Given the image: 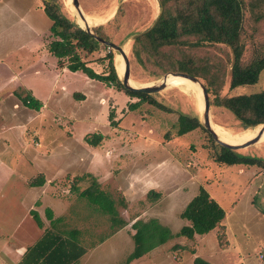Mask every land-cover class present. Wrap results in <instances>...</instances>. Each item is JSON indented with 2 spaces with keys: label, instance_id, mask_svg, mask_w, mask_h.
<instances>
[{
  "label": "rangeland",
  "instance_id": "obj_1",
  "mask_svg": "<svg viewBox=\"0 0 264 264\" xmlns=\"http://www.w3.org/2000/svg\"><path fill=\"white\" fill-rule=\"evenodd\" d=\"M160 1L80 0L85 17L94 23L91 27L105 26L111 42L125 49L131 82L138 85H159L167 74L178 73L155 77L131 53L132 38L148 31L161 14ZM59 2L63 14L79 23L77 12L65 0ZM39 3L43 6L41 0H0L10 12L0 22V241L3 233L23 223V214L33 219L36 212L44 228L62 219L60 237L66 238L68 231L84 245L88 252L78 264H194L197 257L211 264H264V165L215 163L218 149L204 127L177 135L180 114L202 119L203 98L194 92L169 88L150 95L172 110L165 112L82 72H71L70 60L58 59L49 50L55 40L52 22L37 8ZM39 29L45 34L33 44ZM110 50L117 70V55L110 48L81 58L96 73L107 75L108 61L100 60ZM215 55L226 58L228 51ZM263 90L264 70L251 86L229 91L226 82L222 95ZM28 95L39 102L38 110L25 105ZM210 119L230 133L258 129L243 130L231 113L212 106ZM93 135L102 137L98 146L87 142ZM237 152L264 161V142ZM41 178L44 185L32 187ZM94 180L113 203L115 217L125 222L123 227L112 222L114 215L81 198ZM201 187L231 220L206 236L178 237L128 263L137 238L155 221L174 234L190 225L181 214ZM151 191L158 196L150 197ZM6 242L18 248L10 236ZM3 253L4 264H11Z\"/></svg>",
  "mask_w": 264,
  "mask_h": 264
},
{
  "label": "trees",
  "instance_id": "obj_2",
  "mask_svg": "<svg viewBox=\"0 0 264 264\" xmlns=\"http://www.w3.org/2000/svg\"><path fill=\"white\" fill-rule=\"evenodd\" d=\"M41 1L46 16L52 22L51 33L55 38L49 50L58 59L68 58L71 62L69 66L71 72H82L89 79L105 83L118 91H124L141 102L149 103L165 112L172 111L165 105L157 103L150 95L126 90L115 68L114 54L111 50L100 60L108 61L107 75L96 73L82 60L81 54L90 56L99 53L107 46L82 30L75 20L64 15L59 0ZM160 2L162 16L156 26L132 42L131 53L136 63L149 70L155 77L172 71L187 73L198 78L208 90L211 106L231 113L243 130L264 125V90L250 95H222L226 82L229 91L251 86L258 83L264 70V0H161ZM122 13L121 8L112 24L116 23ZM94 31L103 39L112 41L105 26L97 27ZM216 51H228V55L226 58L217 57ZM249 53L250 57L247 59ZM227 62L232 65L230 74ZM24 103L38 110L39 102L30 95L26 96ZM136 107L137 105H134L133 108ZM199 128L203 129V126L198 117L179 115L178 136H184ZM206 133L210 142L218 149L214 156L215 163L225 166L262 167L264 165L261 159L244 156L237 151L219 146L212 136ZM101 140L102 137L93 135L87 142L92 146H98ZM31 185L41 187L44 185V180L41 178ZM80 196L87 198L110 215L115 214L113 203L100 191L95 180ZM149 196L157 197L158 194L151 191ZM52 216L51 212L47 213L50 220ZM115 216H112V222L123 227L125 222L119 221ZM32 217L43 229L44 225L38 214L33 212ZM181 219L187 220L190 225L182 227L176 234L170 228L155 221L137 238L135 250L129 257L128 263L145 258L152 251L178 237L193 240L196 236L207 235L223 222L225 211L202 188L187 204ZM58 223H62V219L53 221L51 228L44 229L41 239L27 249L19 264H76L87 254L84 245L72 237L73 233L66 231V238L60 237L57 227L61 224ZM194 264L210 263L197 257Z\"/></svg>",
  "mask_w": 264,
  "mask_h": 264
},
{
  "label": "water",
  "instance_id": "obj_3",
  "mask_svg": "<svg viewBox=\"0 0 264 264\" xmlns=\"http://www.w3.org/2000/svg\"><path fill=\"white\" fill-rule=\"evenodd\" d=\"M73 6L75 11L78 14V19L81 20L84 23V26H82L80 23L79 26L82 28V30H84L86 33L92 35L99 43L107 46L108 48L112 49L116 55H121L124 59L125 62V73H123L121 79L123 82V85L125 87L126 90L131 91V92H135V93H142V94H146V95H154L157 93H160L161 91L165 90V89H169L168 88V76H178L181 78L186 79L187 81L191 82L193 85H195L196 87L199 88V90L201 91L202 94V98H203V116L201 121L202 126L206 129V131L212 136V138L214 139V141L227 149L233 150V151H240L243 149H247L249 147L255 146L257 144L261 143V140L263 138V134H264V125L262 126V129L260 130V132L249 142L243 144V145H229L225 142H223L218 135L215 133V131L212 128V122L210 119V110H211V102H210V97H209V93L208 90L206 88V86L196 77L187 74V73H169L167 74L163 79H165V83L159 84L155 87L152 88H141V87H134L132 85L131 79H130V75H131V64H130V59L125 51V49L121 46H119L118 44H115L111 41L105 40L102 37L98 36L94 29L90 26L87 25L86 22V17L81 9V4H80V0H73ZM162 16V12L159 15L158 19L155 21V23L153 24V26L146 32L141 33L139 35H135L132 40H136L137 38L143 36L144 34L148 33L149 31H151L156 24L158 23L159 19Z\"/></svg>",
  "mask_w": 264,
  "mask_h": 264
},
{
  "label": "crops",
  "instance_id": "obj_4",
  "mask_svg": "<svg viewBox=\"0 0 264 264\" xmlns=\"http://www.w3.org/2000/svg\"><path fill=\"white\" fill-rule=\"evenodd\" d=\"M37 1V0H34ZM43 6L39 3L37 4V8H39L41 10V12H44V9L42 8ZM6 13L7 15L10 13L9 10L7 9H3V7L0 6V22L2 21V17H3V13ZM45 13V12H44ZM46 15V14H45ZM48 18V17H47ZM49 19V18H48ZM50 21V20H49ZM50 31H51V25H50ZM40 33V34H39ZM45 31H42L41 29L38 30L37 34H36V40H33V44H35V42L37 41L38 35H44ZM47 34V31H46ZM37 44V42H36ZM211 199H215L213 197V195L210 196ZM213 197V198H212ZM220 206V205H219ZM221 207V206H220ZM222 208V207H221ZM223 209V208H222ZM224 210V209H223ZM225 211V210H224ZM24 218L23 223H21V220L18 222V225L15 226V229L11 231V233H3L2 235V240L0 242H2L0 244L1 248H0V258H2V261L0 260V264H4L3 262V256L4 253L3 251L10 256V258L12 259L11 264H19V262L21 261V259L23 258V255L25 254V252L27 251L28 248L33 247L38 241L39 239H41V237L44 234V229H41L37 223L27 214H23L22 215ZM231 219L229 217H227V213L225 212V219L223 220V223L220 224V226L224 227L226 222L230 221ZM225 223V224H224ZM227 231V235H230L231 230L230 228L226 229ZM229 233V234H228ZM9 236L11 237V239H14L15 242H17L18 244V248L15 249L13 247L10 246L9 243L6 242V240L9 239ZM206 236V235H204ZM8 237V238H7ZM200 237V236H196ZM5 241H4V239ZM228 239V237H227ZM21 240H25V244H23V246L20 243H24ZM21 241V242H19ZM28 242V243H26ZM229 242V241H228ZM230 244V242H229ZM220 248V247H219ZM222 249V248H221ZM223 250V249H222ZM263 254V253H262ZM261 256H264L261 255ZM211 257V256H210ZM212 258V257H211ZM83 259V258H82ZM262 259V258H261ZM209 262V261H207ZM79 263V262H78ZM76 263V264H78ZM210 263V262H209ZM211 264V263H210Z\"/></svg>",
  "mask_w": 264,
  "mask_h": 264
},
{
  "label": "bare ground",
  "instance_id": "obj_5",
  "mask_svg": "<svg viewBox=\"0 0 264 264\" xmlns=\"http://www.w3.org/2000/svg\"><path fill=\"white\" fill-rule=\"evenodd\" d=\"M65 1L71 6L72 9H74L73 0H65ZM78 21L82 26H84V23L81 20H78ZM86 22H87V25L90 27L94 24L88 18H86ZM116 65H117V71H118L119 75L122 76V74L125 73V62H124V59L121 55H117ZM165 82H166L165 79H162L159 82V84H162ZM155 84H157V83H155ZM132 85L134 87H141V88H148V89L157 86V85H152V84L138 85L136 83H132ZM168 88H173V89L179 88L183 92H186V93L194 92L198 95L199 99H201V101H202V94H201V91L199 90V88L184 78H181L178 76H168ZM200 104H201V110L203 111V102ZM211 125H212V128L215 131V133L218 135V137L223 142H225L229 145H243V144L251 141L262 129V126H260L254 132L236 134V133H230L227 130H224L220 126H217L213 123ZM263 142H264V134H263V138L261 140V143H263Z\"/></svg>",
  "mask_w": 264,
  "mask_h": 264
},
{
  "label": "built area",
  "instance_id": "obj_6",
  "mask_svg": "<svg viewBox=\"0 0 264 264\" xmlns=\"http://www.w3.org/2000/svg\"><path fill=\"white\" fill-rule=\"evenodd\" d=\"M262 259H264V256H261Z\"/></svg>",
  "mask_w": 264,
  "mask_h": 264
}]
</instances>
